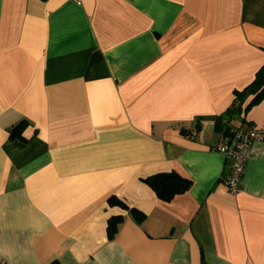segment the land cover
Listing matches in <instances>:
<instances>
[{
	"label": "crops",
	"instance_id": "0c3cea01",
	"mask_svg": "<svg viewBox=\"0 0 264 264\" xmlns=\"http://www.w3.org/2000/svg\"><path fill=\"white\" fill-rule=\"evenodd\" d=\"M262 64L264 0H0V264H264V141L237 193L214 149ZM169 170L166 201L144 177Z\"/></svg>",
	"mask_w": 264,
	"mask_h": 264
},
{
	"label": "trees",
	"instance_id": "16d2710c",
	"mask_svg": "<svg viewBox=\"0 0 264 264\" xmlns=\"http://www.w3.org/2000/svg\"><path fill=\"white\" fill-rule=\"evenodd\" d=\"M251 95L249 101L246 99ZM264 96V64H262L256 71L255 76L251 82L241 89L234 90V99L232 103L215 118L214 129L217 132H222L227 135L230 133L229 122L235 116L247 111L250 106L259 102ZM26 121H20L12 127L11 136L19 134ZM144 181L148 183L155 191L156 195L166 201L171 200L176 194L187 190L192 181L191 179L182 176L175 170L160 171L144 177ZM109 202H119L127 208L130 214L138 221L142 222L145 214L136 207H129L122 200L115 196L109 197ZM122 215H113L108 219L107 234L108 238H113L116 234L119 223L122 221ZM45 264H61L58 259H53Z\"/></svg>",
	"mask_w": 264,
	"mask_h": 264
},
{
	"label": "built area",
	"instance_id": "2783aa9c",
	"mask_svg": "<svg viewBox=\"0 0 264 264\" xmlns=\"http://www.w3.org/2000/svg\"><path fill=\"white\" fill-rule=\"evenodd\" d=\"M256 139L264 141V126L249 125L232 128L229 134L214 145L215 150L222 152L230 160V169L223 177V181L232 193L239 191L240 178L250 154L252 142Z\"/></svg>",
	"mask_w": 264,
	"mask_h": 264
}]
</instances>
